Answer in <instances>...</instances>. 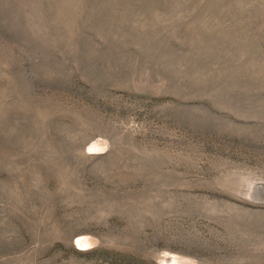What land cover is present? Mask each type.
Returning a JSON list of instances; mask_svg holds the SVG:
<instances>
[{"label": "rangeland", "instance_id": "obj_1", "mask_svg": "<svg viewBox=\"0 0 264 264\" xmlns=\"http://www.w3.org/2000/svg\"><path fill=\"white\" fill-rule=\"evenodd\" d=\"M0 264H264V0H0Z\"/></svg>", "mask_w": 264, "mask_h": 264}]
</instances>
